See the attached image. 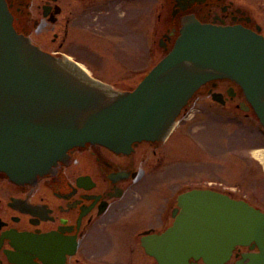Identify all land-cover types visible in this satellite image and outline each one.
I'll list each match as a JSON object with an SVG mask.
<instances>
[{
  "label": "flooded vegetation",
  "instance_id": "obj_1",
  "mask_svg": "<svg viewBox=\"0 0 264 264\" xmlns=\"http://www.w3.org/2000/svg\"><path fill=\"white\" fill-rule=\"evenodd\" d=\"M5 1L16 31L63 60L83 62L82 51L123 43L146 47L150 56L155 46L167 52L191 20L245 30L264 42V0ZM206 100L232 109L235 124L247 134L244 148L232 151L244 161L246 192L238 197L229 187L227 194L264 212V126L240 83L220 77L197 88L165 138L138 141L128 152L92 143L75 146L30 182H16L0 171V264H264L255 242L236 245L221 263L202 256L169 260L144 245L143 238L173 224L182 193L221 191L218 184L175 183L185 178L178 167L155 174L166 145L195 106L205 110ZM153 174L155 183L145 184ZM162 177L173 183H161Z\"/></svg>",
  "mask_w": 264,
  "mask_h": 264
},
{
  "label": "water",
  "instance_id": "obj_2",
  "mask_svg": "<svg viewBox=\"0 0 264 264\" xmlns=\"http://www.w3.org/2000/svg\"><path fill=\"white\" fill-rule=\"evenodd\" d=\"M91 72L31 44L0 0V171L30 182L75 146L128 152L133 143L166 134L195 90L220 77L240 83L264 126V42L245 30L188 21L173 47L129 91L91 78L108 83ZM178 205L164 233L143 238L157 256L221 263L236 245L255 242L264 262L260 209L199 189L182 193Z\"/></svg>",
  "mask_w": 264,
  "mask_h": 264
},
{
  "label": "rangeland",
  "instance_id": "obj_3",
  "mask_svg": "<svg viewBox=\"0 0 264 264\" xmlns=\"http://www.w3.org/2000/svg\"><path fill=\"white\" fill-rule=\"evenodd\" d=\"M82 52L83 62L92 72L123 91L132 89L166 50L155 46L151 49L150 56L146 47L123 43L116 47H92L89 52ZM195 99L196 97L191 101L194 102ZM201 104L205 110L196 111L195 106L192 118L185 120L166 145V156L155 174L164 175L171 167H178L177 173L183 172L182 177L185 178L174 182L181 186L216 182L221 191L227 192L226 187H234L238 197H243L246 192L244 161L238 157L234 158L232 151L235 147L239 151L244 148L247 134L235 124L232 109L214 106L210 100ZM184 145L185 149H182ZM155 174L149 178L147 176L148 179L144 183H155L151 179ZM162 179L161 183H173L166 177ZM255 194L258 195L259 192L256 191ZM251 198L254 199V196L251 195Z\"/></svg>",
  "mask_w": 264,
  "mask_h": 264
},
{
  "label": "bare ground",
  "instance_id": "obj_4",
  "mask_svg": "<svg viewBox=\"0 0 264 264\" xmlns=\"http://www.w3.org/2000/svg\"><path fill=\"white\" fill-rule=\"evenodd\" d=\"M80 63V62H79ZM82 65H84L83 63H81ZM85 67H86V65H84ZM87 68V67H86ZM255 154H257V155H260V154H262V153H260V152H256Z\"/></svg>",
  "mask_w": 264,
  "mask_h": 264
}]
</instances>
